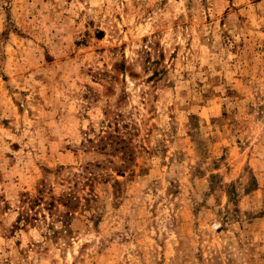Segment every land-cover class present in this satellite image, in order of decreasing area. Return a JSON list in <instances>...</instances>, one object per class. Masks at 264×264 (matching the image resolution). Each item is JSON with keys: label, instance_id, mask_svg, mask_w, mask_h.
<instances>
[{"label": "rangeland", "instance_id": "obj_1", "mask_svg": "<svg viewBox=\"0 0 264 264\" xmlns=\"http://www.w3.org/2000/svg\"><path fill=\"white\" fill-rule=\"evenodd\" d=\"M0 264H264V0H0Z\"/></svg>", "mask_w": 264, "mask_h": 264}]
</instances>
